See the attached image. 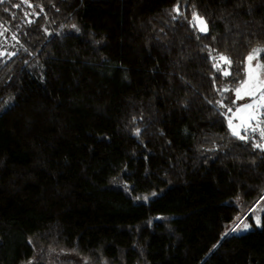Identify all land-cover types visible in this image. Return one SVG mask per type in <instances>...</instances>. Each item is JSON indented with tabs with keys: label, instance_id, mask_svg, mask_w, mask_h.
<instances>
[{
	"label": "trees",
	"instance_id": "obj_1",
	"mask_svg": "<svg viewBox=\"0 0 264 264\" xmlns=\"http://www.w3.org/2000/svg\"><path fill=\"white\" fill-rule=\"evenodd\" d=\"M0 29L17 46L0 54V264L36 247L264 264V215L226 233L264 197V139L234 136L225 112L264 49V0H5Z\"/></svg>",
	"mask_w": 264,
	"mask_h": 264
},
{
	"label": "rangeland",
	"instance_id": "obj_2",
	"mask_svg": "<svg viewBox=\"0 0 264 264\" xmlns=\"http://www.w3.org/2000/svg\"><path fill=\"white\" fill-rule=\"evenodd\" d=\"M200 33H205L201 32ZM0 32L3 34L0 35V54L9 52L10 54L14 53L17 50V46L12 42L13 39L9 38L6 34L5 30L0 29ZM221 55L215 54L211 55L215 65H218L222 72L227 71L229 64L225 61L220 59ZM257 61L253 60V65H255ZM248 63V61H247ZM247 67V64H246ZM246 76V71H245ZM262 76H264V72H262ZM245 78V77H244ZM250 100L248 98L237 100L235 97V92L233 91L230 95L228 102L226 103L225 112H226V122L229 128L228 120L229 118L232 119L234 125H240L241 121L237 119L236 109L242 106L245 103H249ZM231 108L232 111L229 112L228 109ZM258 119L264 121V112L258 114ZM255 125V121L252 122ZM261 127L264 128V124H261ZM232 133V129L229 128ZM241 135H247L251 129L245 131L243 127L238 129ZM252 132V131H251ZM256 132H260V129H257ZM255 134V132H252ZM264 144V143H263ZM240 205V204H239ZM264 215V197L259 199L257 203L251 207H241L239 214L233 219V221L227 226L226 233L227 234H239V233H246L254 228H258L261 226V218ZM257 217L259 218V223H257ZM248 224L249 227L247 229L244 228V224ZM36 254L31 264L42 263L45 264H82L76 258L72 257L71 255H65L60 252H45L41 247H36Z\"/></svg>",
	"mask_w": 264,
	"mask_h": 264
},
{
	"label": "snow or ice",
	"instance_id": "obj_3",
	"mask_svg": "<svg viewBox=\"0 0 264 264\" xmlns=\"http://www.w3.org/2000/svg\"><path fill=\"white\" fill-rule=\"evenodd\" d=\"M4 3L5 0H0V5ZM174 10L177 12L179 11L178 7ZM192 22L194 25L199 26V30L201 32L207 31V25L205 21L195 12L193 13ZM2 34L3 33L0 32V35ZM13 39H15V37H13ZM260 53H264V49H253V52L248 55L246 58L248 61L246 67V76L242 79L240 85L234 89L237 100L245 98L250 100L249 103H245L236 109V113L238 114L236 118L241 121L240 125H234L231 118L228 120L229 128L232 129V134L241 140L248 139L246 135H241L240 131L238 130L241 127H243L245 131L251 129L252 132H256L257 129H260V138L264 139V128L261 127V124H264V121L258 119V114L264 112V76H262V72H264V63L259 61ZM220 59L228 64H231V61L228 60L227 57L221 56ZM253 60L257 61L255 65L252 63ZM214 66L219 67L218 65ZM223 74L227 76L230 73L228 71H224ZM228 111L231 112L232 109L229 108ZM253 121H255V125H253ZM254 147L264 150V144L257 143L254 145ZM257 223H259L258 217ZM248 227L249 225L245 223L244 228L247 229Z\"/></svg>",
	"mask_w": 264,
	"mask_h": 264
}]
</instances>
